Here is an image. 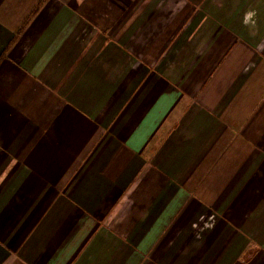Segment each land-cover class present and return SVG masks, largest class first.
<instances>
[{"label":"crops","instance_id":"obj_1","mask_svg":"<svg viewBox=\"0 0 264 264\" xmlns=\"http://www.w3.org/2000/svg\"><path fill=\"white\" fill-rule=\"evenodd\" d=\"M0 264H264V0H0Z\"/></svg>","mask_w":264,"mask_h":264}]
</instances>
